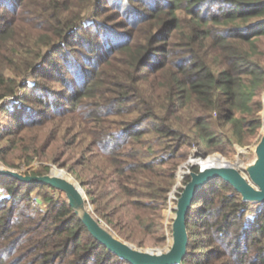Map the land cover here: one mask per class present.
<instances>
[{
    "label": "trees",
    "instance_id": "16d2710c",
    "mask_svg": "<svg viewBox=\"0 0 264 264\" xmlns=\"http://www.w3.org/2000/svg\"><path fill=\"white\" fill-rule=\"evenodd\" d=\"M263 44L264 0H0V160L16 149L65 167L121 236L162 244L179 164L225 160L205 156L258 134ZM253 205L221 177L202 186L179 264H264ZM0 264L132 263L60 190L0 175Z\"/></svg>",
    "mask_w": 264,
    "mask_h": 264
},
{
    "label": "water",
    "instance_id": "95a60500",
    "mask_svg": "<svg viewBox=\"0 0 264 264\" xmlns=\"http://www.w3.org/2000/svg\"><path fill=\"white\" fill-rule=\"evenodd\" d=\"M262 119V132L254 146L255 158L245 168L248 176L243 175L234 166L233 162L225 164L211 161L202 165L192 160V157L196 158L197 156L203 155L193 154L179 165L178 170L188 163L190 166L197 164L199 168L197 171L184 169V173H188L190 177L181 185V189L176 197L174 214L171 221L172 243L164 252H161L160 249L141 250L114 237L88 211L84 198L85 193L81 188V184L75 181L83 196L79 195L78 192L76 193L72 183L63 177L53 174L52 169L49 173L44 174H26L14 169L0 167V175L16 178L22 182L49 184L61 192H64L69 204L79 219L87 227L88 231L108 249L132 264H179L185 256L187 249L188 234L186 229V213L195 193L210 180L221 177L230 182L244 200L264 204V113H262ZM211 155H214V157L221 156L218 153ZM207 156L209 155L205 157ZM177 185L178 183L176 182L173 188Z\"/></svg>",
    "mask_w": 264,
    "mask_h": 264
},
{
    "label": "rangeland",
    "instance_id": "374dc122",
    "mask_svg": "<svg viewBox=\"0 0 264 264\" xmlns=\"http://www.w3.org/2000/svg\"><path fill=\"white\" fill-rule=\"evenodd\" d=\"M91 14H92L91 11L87 12V16L88 17ZM263 49H264V44H263ZM6 121H7L6 113L0 111V126L5 124ZM48 126H50V125H48ZM262 127H263V123H262V126H261L260 130L258 131V134L253 139H251L247 144L242 145V144H238L236 142H233L232 146L229 145V147L227 148L226 152L223 153L221 151H214V152H212V153H210L208 155H211V154H214V153H218L219 155H221V157H224L225 160H229L230 162H233L234 166L243 175L248 176L247 173H246L245 168L255 158L254 146H255L256 142L258 141V139L260 137V134L262 132ZM239 147H247V148H245L244 150H241V152H239ZM191 155H193V154H190L189 156H191ZM197 155H201V154H197ZM7 156L9 158L10 162H12V164L11 165H7L2 160H0V167L14 169V170H17V171H19L21 173L32 174V171L36 170L37 166L39 164H48L49 165V169H48V171L46 173H49L50 170L52 169V167L56 166L58 168V170H59V174L69 177L74 182L75 181L79 182L73 176V174H71L69 171H67V169L65 167H59L57 164H55V163H53L51 161H47L45 159H39V158L35 157L30 163H24V161L20 157L19 152L16 149H14L12 151H9ZM68 162H70V160ZM183 168L185 169V167H183ZM177 170H178V168H177ZM177 170H176V174H177ZM176 174H175L174 183H173L172 188L169 191L167 199H166V205L162 209V217L160 219V222H161V225L163 227L162 231H163V233L165 235V240H164V242L162 244H157V245L152 244V241H151L152 237H150V236L149 237H143L144 240L141 243L138 242V239L140 238V236H138L137 234L134 236V238H129V239L124 238L123 236H121V234H120V232L118 230H115L111 225H108L102 218H100L99 215L96 214V212H94L93 204L88 201L87 195L84 194L86 207H87L88 211L101 223V225L103 227H105L114 237L119 238V239L131 244L133 247L139 248L141 250L160 249L161 252H164L170 247V245L172 243L171 221H172V216L174 214V206H175V203H176V199L173 197V194L178 196V192L181 189V185L184 184L183 180H184V176H185L186 173L183 174V178L180 181V183H178V185L175 188H173L174 184L177 182ZM82 190H83V188H82ZM32 194L35 195V196H38V195H36V192H33ZM62 194L64 196H66L64 192H62ZM38 204L41 205V207H44V202L40 201ZM253 204H254L253 205L254 207L256 205H259L258 203H254V202H253Z\"/></svg>",
    "mask_w": 264,
    "mask_h": 264
},
{
    "label": "bare ground",
    "instance_id": "6f19581e",
    "mask_svg": "<svg viewBox=\"0 0 264 264\" xmlns=\"http://www.w3.org/2000/svg\"><path fill=\"white\" fill-rule=\"evenodd\" d=\"M192 160H193V161H196V162H198V163H201L200 161L197 160V158H193V157H192ZM214 161H217V162H219V163H225V164H230V163H231L229 160H214ZM205 164H206V163H203L202 165H205ZM180 168H181V167H180ZM52 173L55 174V175H57V176H59V177H63L64 179H66L67 181H69L70 183H72V184L74 185V188H75L76 193L78 192L79 195H82L81 190L77 187V184H76L75 182H73L72 180L66 178L65 176H63V175H61V174L54 173V172H52ZM82 196H83V195H82Z\"/></svg>",
    "mask_w": 264,
    "mask_h": 264
},
{
    "label": "built area",
    "instance_id": "2783aa9c",
    "mask_svg": "<svg viewBox=\"0 0 264 264\" xmlns=\"http://www.w3.org/2000/svg\"><path fill=\"white\" fill-rule=\"evenodd\" d=\"M262 97H263V105H264V89H263V92H262ZM262 113H264L263 107H262L261 112H260L261 117H262ZM262 123H263V119H262ZM245 148H247V147H239V152H241V150H244ZM194 149H195V148H194ZM194 149H193V150H194ZM196 165H197V164H196ZM198 166H199V165H198ZM184 167H185V169L189 170V169H190V165H189V163H188V165H186V166H184ZM173 197L176 199L177 195L173 194Z\"/></svg>",
    "mask_w": 264,
    "mask_h": 264
}]
</instances>
